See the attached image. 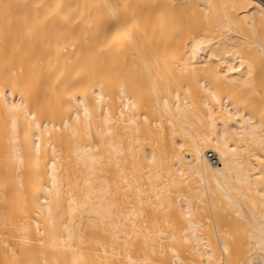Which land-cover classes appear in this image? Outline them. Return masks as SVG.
<instances>
[{"label": "bare ground", "instance_id": "6f19581e", "mask_svg": "<svg viewBox=\"0 0 264 264\" xmlns=\"http://www.w3.org/2000/svg\"><path fill=\"white\" fill-rule=\"evenodd\" d=\"M0 264H264V0H0Z\"/></svg>", "mask_w": 264, "mask_h": 264}]
</instances>
